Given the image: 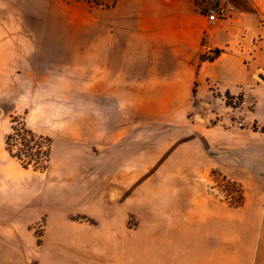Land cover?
Segmentation results:
<instances>
[{
    "label": "rangeland",
    "instance_id": "rangeland-1",
    "mask_svg": "<svg viewBox=\"0 0 264 264\" xmlns=\"http://www.w3.org/2000/svg\"><path fill=\"white\" fill-rule=\"evenodd\" d=\"M91 6L93 0H51L46 32L13 31L30 39L28 47H15L24 55L9 56L0 47V180L21 174L0 184V251L20 247L26 264H117L124 253L153 256L169 248L158 239H176L177 251L190 254L194 196L202 192L212 212H235L250 195L261 199L252 206L260 212L258 245L264 249L263 187L252 189L219 167L211 169L210 182H195L196 161L247 162L243 134L257 125L249 128L242 109H230L233 130L225 141L216 128L220 118L198 119L199 107L185 119L154 118L142 107L92 96L85 60L64 57L55 44L59 27L86 26L83 15ZM76 13L80 17L70 15ZM237 116L245 126L235 123ZM23 127L36 136L28 146L30 154L41 152L38 165L6 148L5 139ZM225 142L237 149L224 154ZM11 150L28 152L21 141Z\"/></svg>",
    "mask_w": 264,
    "mask_h": 264
},
{
    "label": "crops",
    "instance_id": "crops-1",
    "mask_svg": "<svg viewBox=\"0 0 264 264\" xmlns=\"http://www.w3.org/2000/svg\"><path fill=\"white\" fill-rule=\"evenodd\" d=\"M50 1L0 0V47L6 46L5 53L24 55L15 47H28L30 39L15 37L14 30H48ZM218 6L228 9V16L209 21L210 10ZM83 17L86 26L55 30L61 33L55 44L64 57L85 60L92 96L115 100L117 106L131 110L142 107L154 118L185 119L190 109L199 107L198 119L220 118L216 128L225 141L233 125L229 102L222 96L229 100L240 96L249 128L256 124L259 130L243 134L240 148L248 161H196L195 182H210L211 169L219 167L252 189L264 188V0H103V5L91 6ZM41 42L46 45L45 40L37 45ZM35 52L40 55L38 48ZM212 84L218 85L220 94L211 91ZM236 149L225 142L222 152ZM20 177L19 173L4 176L0 184ZM248 197L235 212H212L214 205L202 192L194 196L187 238L190 254L177 251L176 239H158L169 248L158 249L153 256L124 253L116 263L264 264V249L258 245L261 216L252 206L261 199ZM1 248L5 256L0 264H26L20 247ZM58 262L83 264L76 259Z\"/></svg>",
    "mask_w": 264,
    "mask_h": 264
},
{
    "label": "trees",
    "instance_id": "trees-1",
    "mask_svg": "<svg viewBox=\"0 0 264 264\" xmlns=\"http://www.w3.org/2000/svg\"><path fill=\"white\" fill-rule=\"evenodd\" d=\"M93 3L95 5L100 4L99 0H93ZM23 128L21 129V131H17L18 133H14L12 135H9L7 137V139H5L6 148L12 157L21 158L24 161H27L28 163H33V164L38 165L40 163V161L42 160V156L40 155L41 152H37L36 154H30L29 153L30 148L28 146V143L35 140L36 136L31 131L25 130V128L24 129ZM15 141L24 142L25 147L27 148L28 152L25 154L22 152L18 155L14 154L11 149H12L13 143Z\"/></svg>",
    "mask_w": 264,
    "mask_h": 264
},
{
    "label": "built area",
    "instance_id": "built-area-1",
    "mask_svg": "<svg viewBox=\"0 0 264 264\" xmlns=\"http://www.w3.org/2000/svg\"><path fill=\"white\" fill-rule=\"evenodd\" d=\"M228 12L229 10L226 9L225 7L218 6L217 8L210 10L208 19L209 21L215 22L217 19L225 18L226 16H228ZM210 56L213 57L212 52L210 53ZM211 91L215 94H220V88L218 87L217 84L211 85ZM222 98L224 101L229 102L230 109L235 110V114L237 113L236 111H238V109L242 107L243 101L240 96H236L231 100H229L226 95H223ZM235 123L239 127L245 126V120L239 116H237Z\"/></svg>",
    "mask_w": 264,
    "mask_h": 264
}]
</instances>
